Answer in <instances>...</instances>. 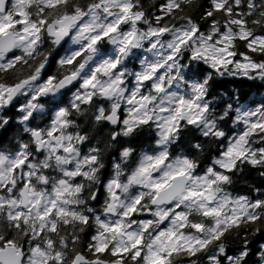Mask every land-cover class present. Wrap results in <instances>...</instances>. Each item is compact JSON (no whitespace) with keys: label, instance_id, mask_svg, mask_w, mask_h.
<instances>
[{"label":"clouds","instance_id":"9594fccd","mask_svg":"<svg viewBox=\"0 0 264 264\" xmlns=\"http://www.w3.org/2000/svg\"><path fill=\"white\" fill-rule=\"evenodd\" d=\"M0 264H264V0H0Z\"/></svg>","mask_w":264,"mask_h":264}]
</instances>
